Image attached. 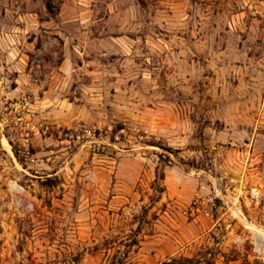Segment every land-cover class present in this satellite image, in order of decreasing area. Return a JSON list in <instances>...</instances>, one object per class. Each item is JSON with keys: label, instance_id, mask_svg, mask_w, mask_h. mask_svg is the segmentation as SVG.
<instances>
[{"label": "rangeland", "instance_id": "rangeland-1", "mask_svg": "<svg viewBox=\"0 0 264 264\" xmlns=\"http://www.w3.org/2000/svg\"><path fill=\"white\" fill-rule=\"evenodd\" d=\"M213 255L264 264V0H0V264Z\"/></svg>", "mask_w": 264, "mask_h": 264}, {"label": "trees", "instance_id": "trees-1", "mask_svg": "<svg viewBox=\"0 0 264 264\" xmlns=\"http://www.w3.org/2000/svg\"><path fill=\"white\" fill-rule=\"evenodd\" d=\"M159 180H162V177H159ZM213 257H214V255L211 256V258L206 259L204 261V264H216L214 262V260H213L214 259ZM225 261H227L226 256H225ZM181 262H184L186 264H194L195 263V262H193L192 259H180V260H178L176 258H171L167 262H164V263H161V264H181ZM196 262L198 264V261H196Z\"/></svg>", "mask_w": 264, "mask_h": 264}]
</instances>
